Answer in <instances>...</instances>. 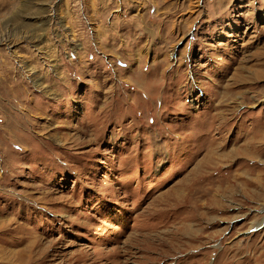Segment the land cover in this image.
Here are the masks:
<instances>
[{
  "label": "rangeland",
  "instance_id": "1",
  "mask_svg": "<svg viewBox=\"0 0 264 264\" xmlns=\"http://www.w3.org/2000/svg\"><path fill=\"white\" fill-rule=\"evenodd\" d=\"M0 264H264V0H0Z\"/></svg>",
  "mask_w": 264,
  "mask_h": 264
},
{
  "label": "bare ground",
  "instance_id": "2",
  "mask_svg": "<svg viewBox=\"0 0 264 264\" xmlns=\"http://www.w3.org/2000/svg\"><path fill=\"white\" fill-rule=\"evenodd\" d=\"M23 5H24V4H23ZM26 6H28V5H26ZM21 7H22V6H21ZM24 7H25V6H24ZM24 7H23V8H24Z\"/></svg>",
  "mask_w": 264,
  "mask_h": 264
}]
</instances>
